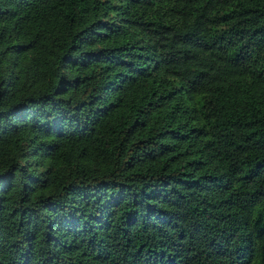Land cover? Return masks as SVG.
Here are the masks:
<instances>
[{"label":"trees","instance_id":"16d2710c","mask_svg":"<svg viewBox=\"0 0 264 264\" xmlns=\"http://www.w3.org/2000/svg\"><path fill=\"white\" fill-rule=\"evenodd\" d=\"M0 264H264V0H0Z\"/></svg>","mask_w":264,"mask_h":264}]
</instances>
